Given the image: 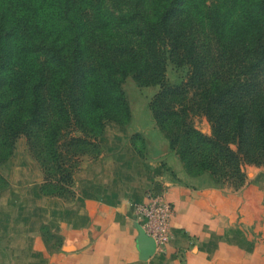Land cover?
Segmentation results:
<instances>
[{
	"label": "trees",
	"instance_id": "1",
	"mask_svg": "<svg viewBox=\"0 0 264 264\" xmlns=\"http://www.w3.org/2000/svg\"><path fill=\"white\" fill-rule=\"evenodd\" d=\"M128 76L158 86L152 117L190 170L237 187L245 163L264 165V0H0V164L24 135L39 192L72 200L106 122L130 119ZM130 141L144 156L143 135Z\"/></svg>",
	"mask_w": 264,
	"mask_h": 264
},
{
	"label": "crops",
	"instance_id": "2",
	"mask_svg": "<svg viewBox=\"0 0 264 264\" xmlns=\"http://www.w3.org/2000/svg\"><path fill=\"white\" fill-rule=\"evenodd\" d=\"M131 132L106 122L103 149L81 157L68 203L39 192L28 150L0 164L9 180L0 191V264H264L263 164L245 163L237 187L180 184L160 157L138 153ZM148 188L164 190L176 214L163 249L144 257L132 203Z\"/></svg>",
	"mask_w": 264,
	"mask_h": 264
},
{
	"label": "rangeland",
	"instance_id": "3",
	"mask_svg": "<svg viewBox=\"0 0 264 264\" xmlns=\"http://www.w3.org/2000/svg\"><path fill=\"white\" fill-rule=\"evenodd\" d=\"M184 70L175 67L172 63H168L166 67V75L168 80L177 81L181 75H183ZM157 85H146L139 86L134 80L128 76L123 82V89L126 93L128 103L130 106V119L125 125L129 130L133 132L139 131L144 137V146L142 147L143 155L142 157H160L163 161V166L168 170L178 183L182 184H207L215 183L218 185H233L231 181H214L207 171H202L200 173H195L192 169L190 170L184 160H182L178 154L169 149L167 146V141L164 138L162 132L156 125L151 111L149 109L148 103L151 96L157 90ZM195 126L202 131L209 132V122L207 117L202 113H196L192 116ZM140 140V139H139ZM139 144V143H138ZM15 151H17L16 157L23 161L25 153H27V146L25 141V136L20 135L16 141ZM26 169L29 170L30 174L33 175V180L42 179V172L39 175L32 174V167L26 163ZM4 173L7 174L6 167L1 166ZM22 172V171H21ZM17 181L19 175L15 174ZM23 175V174H22ZM197 179V180H196ZM194 186V185H191ZM71 200H64V203H68ZM62 202V201H61ZM45 236L48 241H52L55 244V240L49 237L50 233L45 230ZM51 245V244H50ZM49 247L51 248V246Z\"/></svg>",
	"mask_w": 264,
	"mask_h": 264
},
{
	"label": "built area",
	"instance_id": "4",
	"mask_svg": "<svg viewBox=\"0 0 264 264\" xmlns=\"http://www.w3.org/2000/svg\"><path fill=\"white\" fill-rule=\"evenodd\" d=\"M132 210L140 229L153 239V252L161 251L170 237L171 220L176 214L164 190L148 188L143 200L132 203Z\"/></svg>",
	"mask_w": 264,
	"mask_h": 264
},
{
	"label": "water",
	"instance_id": "5",
	"mask_svg": "<svg viewBox=\"0 0 264 264\" xmlns=\"http://www.w3.org/2000/svg\"><path fill=\"white\" fill-rule=\"evenodd\" d=\"M141 237H142L141 244H142V251H143L142 254L144 257H147L153 252L154 241L150 236L145 234L142 230H141Z\"/></svg>",
	"mask_w": 264,
	"mask_h": 264
}]
</instances>
